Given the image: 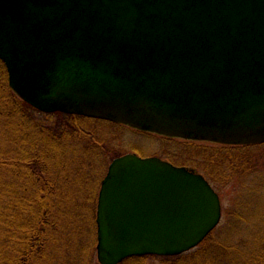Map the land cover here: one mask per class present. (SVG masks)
<instances>
[{"label": "water", "instance_id": "95a60500", "mask_svg": "<svg viewBox=\"0 0 264 264\" xmlns=\"http://www.w3.org/2000/svg\"><path fill=\"white\" fill-rule=\"evenodd\" d=\"M0 60L43 113L264 143V0H0ZM222 218L201 173L124 154L101 183L98 261L184 254Z\"/></svg>", "mask_w": 264, "mask_h": 264}, {"label": "trees", "instance_id": "16d2710c", "mask_svg": "<svg viewBox=\"0 0 264 264\" xmlns=\"http://www.w3.org/2000/svg\"><path fill=\"white\" fill-rule=\"evenodd\" d=\"M101 123L114 125L35 109L10 88L0 61V264H97L101 183L112 160L125 154L99 133ZM177 142L179 154L167 155L172 163L202 173L222 200L226 187L236 195L199 248L120 264H264V143ZM225 233L239 242L224 243ZM235 254L241 258L230 259Z\"/></svg>", "mask_w": 264, "mask_h": 264}, {"label": "rangeland", "instance_id": "374dc122", "mask_svg": "<svg viewBox=\"0 0 264 264\" xmlns=\"http://www.w3.org/2000/svg\"><path fill=\"white\" fill-rule=\"evenodd\" d=\"M44 114H53V113H44ZM37 117L40 120H46V118H48L47 116H44V115L43 116L38 115ZM50 118H53L54 119L53 121L56 120L55 117H50ZM98 131L100 134L107 136L108 137L107 139L111 140L112 145H114L115 147H118L121 153H125V154L135 153L141 157L156 156V157H160L169 162L171 161L169 159V156H167L168 153L171 156H173L174 154H179V152H177L179 148L177 144L179 142L177 141L178 140L180 141L181 139H178V138L173 139L174 141L173 143H167L165 142V140H163L166 137L162 135H158L155 133L139 132L138 130H135V129L133 130L130 128L127 129V128L119 127L116 124L111 125L108 123H104V124L101 123L98 126ZM179 166H182V165H179ZM224 194H225V200H222L223 218H224V208H226L230 204V200L235 197L236 191L233 188V186H229L224 189ZM259 211H258V215H260ZM223 220L224 219H222V222ZM256 220L259 221L260 220L259 217ZM243 236H246V235L244 234ZM258 236H259L258 234H253L250 237L259 238ZM260 236H262V232ZM239 239L240 237L236 234H230V233L222 234V241L224 243L235 244L239 242ZM242 240H247V238L244 237V239ZM249 242L250 240H248V243ZM250 246L252 245L250 244L248 247L250 248ZM240 258H241V255L235 254L230 259H240ZM96 262L97 264H100L98 261L97 253H96ZM150 264H159V261L151 260Z\"/></svg>", "mask_w": 264, "mask_h": 264}]
</instances>
